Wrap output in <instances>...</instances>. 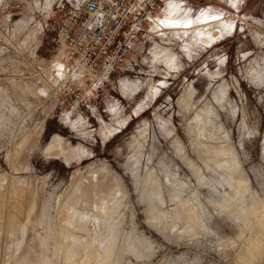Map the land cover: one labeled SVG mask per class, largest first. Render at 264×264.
<instances>
[{
  "label": "rangeland",
  "instance_id": "1",
  "mask_svg": "<svg viewBox=\"0 0 264 264\" xmlns=\"http://www.w3.org/2000/svg\"><path fill=\"white\" fill-rule=\"evenodd\" d=\"M70 1L0 0V264H59L66 253L61 217L75 185L107 175L119 179V204L109 201L104 217L92 215L69 251L89 253L98 244L110 252L109 264H264L263 228L236 206L237 214L218 209L232 188L194 144L197 121L207 126L201 141L233 143L252 195L264 200V0H159L108 86L77 109L74 91L58 88L53 76L47 35ZM207 14L227 25L209 42L194 23ZM187 18L189 29L177 22ZM57 69L64 75L67 66ZM54 138L86 151L66 160L48 150ZM182 150L209 182H199ZM166 166L179 199L171 197ZM151 173L161 191L149 185ZM194 191L206 226L189 231L181 203ZM82 201L77 206L93 214ZM13 215L27 231L11 235ZM251 236L263 239L261 248L248 244Z\"/></svg>",
  "mask_w": 264,
  "mask_h": 264
},
{
  "label": "bare ground",
  "instance_id": "2",
  "mask_svg": "<svg viewBox=\"0 0 264 264\" xmlns=\"http://www.w3.org/2000/svg\"><path fill=\"white\" fill-rule=\"evenodd\" d=\"M170 9L172 11L174 10L176 13H179L178 12L179 9L176 7V5L171 6ZM209 16L207 14V15H204L203 17H200L194 21V23H196L195 25H199L200 36L203 37V39H205L206 42L215 40L218 35L222 34L224 32V30L227 29V25L225 24L224 21H218L217 18H215L214 16L213 17H209ZM180 21L182 24L185 23L187 25V28L189 29V23L191 24V21H192L191 18L180 19L177 22L180 23ZM199 21H201V22L198 23ZM210 21L212 22V24H218V26L216 28H212L211 27L212 24L210 23ZM173 22H171V23H173ZM177 22H175V23H177ZM206 35H208V36H206ZM59 62H61V61H59ZM67 70H68V67H67ZM208 111L209 110L207 109V112ZM207 114H209V113H207ZM210 115H211V113H210ZM208 118L207 117H206V119L204 118L206 124L209 122ZM215 125H217V124H215ZM219 125H221V124H219ZM197 126L199 128H196ZM203 127L205 128L207 126H205L204 123H201L200 121L196 122V126L194 127V129H195L194 133L197 136L194 138V144L199 149V151H201L205 155L204 162L206 163L207 168L209 170L215 171L220 176H222L221 178H224L225 180H227V182H229V184H230V187L232 188V192L228 194L229 198L227 197L228 199H230L229 202L226 200L227 203H225V205L219 204L218 209L221 212L231 211V213L237 214L235 210L234 211L231 210L234 206H236L240 212L246 213L247 216L249 217V219H251L254 222H257L258 225L260 226V229H261V227L263 228V231L260 229L259 230L264 232V200H262V197H260L257 193H254L252 195L250 178L246 174L244 166L242 165V162L239 158L237 147L233 143L232 144H225V145H215V144L210 143V142L201 141L198 136H201L203 134V132H202ZM209 129L210 130L215 129V132L217 131L216 133L222 132L220 130L221 129L220 126L210 125ZM140 135L144 136V131H140ZM220 136H218V137H220ZM226 136H225V138H226ZM136 142H138L137 136H135L133 138L131 145H135ZM263 144H264V142H263ZM139 145H140V143H139ZM262 149H263L262 154L264 157V145H263ZM48 150L50 152L56 153V155L57 154H62V156L64 155L63 157H65L66 160H69L73 156H76L78 158V156L81 153L86 151V149L84 147H80V146H78V147L77 146L73 147V146H68V145L64 146L58 138L57 139L54 138V141L50 144ZM182 158L192 168V170L196 174V177L198 178L200 183H205V181H206V183L209 182L207 177L204 175L202 168L200 166H198L193 160H191V158L188 156L186 151H183ZM139 159L140 158H138V160ZM107 176L108 177H106V179L103 182H101L99 180L92 179V178L86 179V180L80 179L77 182V184L75 185V188L71 193V199L68 203L67 209L64 210V215L61 217V219H62L61 228L63 229V231H62L63 245L62 246L66 250V253H63V254H65V256L62 255L63 257L60 260L59 264H109V262L107 261L109 259V256L105 255V254L110 253V252H107L104 254V252L101 250V247L98 244H96L97 245L96 246L95 244L89 245L91 242L88 243V245L90 247H93L92 245H95V247L92 248L93 250L89 253H84L82 251H77V250H76L77 253H76V251L75 252L71 251V250L69 251L70 247L73 244L72 242H74L75 239L80 237V240H82V237L80 234H82L81 232H83L87 229V226L89 224L88 220L91 219L92 215L96 214L100 218L104 217L103 216L104 212H107L109 210V208L106 207V206H108L107 204L109 203V201H111V202L116 201L117 206H118L120 199L118 200V199H116V197H117V194L119 192V187L121 184H119V182H118L119 179L116 178L117 176H113V175H107ZM165 176H166V180L169 184L170 189L172 191H174L171 194V197L173 199H177V198L179 199V194L176 193L177 183L175 180V174H174V171H172L169 166L165 167ZM148 180H149V185L152 186L155 190H157V192H158V190L161 191L162 183H161V180L159 177H157L151 173L148 177ZM217 180H215V181H217ZM186 183H188V182H186ZM182 187L184 188V186H182ZM186 190H188V188ZM197 195H198L197 192L194 191L191 194V196L185 198V200L181 203V208L184 211L183 216L185 218V222H184V220H183V222L185 223V227L189 231L195 230V228H196L195 225L200 224L201 226H206V219H205L206 216L204 214H205V211H207V210H205L206 207L202 203L200 197H197ZM248 196H251V199H249ZM82 200L85 201L86 204L83 203ZM80 201H82L84 207L86 205V208L88 207V208H91L92 210H94V211H92L93 214H90L88 211H85V210L83 211L82 209H80L79 205L81 203L77 206L78 202H80ZM2 208H3V206H2ZM105 209H106V211H105ZM110 209H111V207H110ZM89 211H90V209H89ZM109 216H110V213H109ZM181 217H179V220ZM242 218H243V216H242ZM102 221H103V219H102ZM103 222H105V221H103ZM115 224H113V225H115ZM105 225H106V223H105ZM105 225H104V227L107 228ZM0 227H1V221H0ZM8 227L10 229L11 235L13 234L12 232L17 233L16 231H19L20 229H22V231L23 230L27 231L23 225H20V222L18 221V219L16 218L15 215L10 217ZM116 227L114 226L115 229H116ZM253 229H254V227H253ZM101 230L104 231L103 229H101ZM98 232H101V231H98ZM255 235H257V234H255ZM88 237H90V236H88ZM98 239H100V238H98ZM80 240L77 239L78 243L80 242ZM262 240L263 239H260V237H258V236H256V237L251 236L248 238V244L260 246ZM263 242H264V240H263ZM98 243H100V242H98ZM88 245H86V246H88ZM104 245H105V243H104ZM74 246H72V247H74ZM82 246H85V245H82ZM261 247L262 246H260V248ZM258 250H260V249H258ZM11 255L9 254L10 259L12 258ZM251 255H252V253H251ZM252 257H254V256H252ZM11 262H14V261H11ZM9 264H10V262H9ZM12 264H15V263H12ZM52 264H55V262Z\"/></svg>",
  "mask_w": 264,
  "mask_h": 264
},
{
  "label": "built area",
  "instance_id": "3",
  "mask_svg": "<svg viewBox=\"0 0 264 264\" xmlns=\"http://www.w3.org/2000/svg\"><path fill=\"white\" fill-rule=\"evenodd\" d=\"M159 7V0H71L60 9L48 27L49 64L58 88L74 91L76 109L108 86ZM59 61L68 67L64 75Z\"/></svg>",
  "mask_w": 264,
  "mask_h": 264
}]
</instances>
